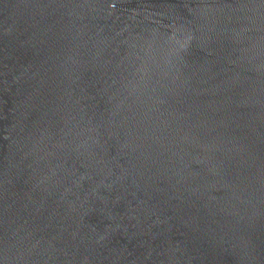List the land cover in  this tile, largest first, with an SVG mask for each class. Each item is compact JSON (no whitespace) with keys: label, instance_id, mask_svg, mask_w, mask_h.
Wrapping results in <instances>:
<instances>
[{"label":"water","instance_id":"95a60500","mask_svg":"<svg viewBox=\"0 0 264 264\" xmlns=\"http://www.w3.org/2000/svg\"><path fill=\"white\" fill-rule=\"evenodd\" d=\"M0 264H264V0H0Z\"/></svg>","mask_w":264,"mask_h":264}]
</instances>
